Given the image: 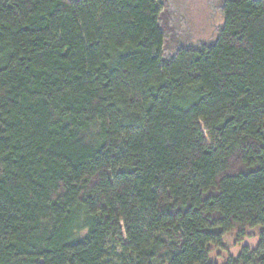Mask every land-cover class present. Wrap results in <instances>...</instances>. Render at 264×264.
Instances as JSON below:
<instances>
[{
  "label": "trees",
  "instance_id": "16d2710c",
  "mask_svg": "<svg viewBox=\"0 0 264 264\" xmlns=\"http://www.w3.org/2000/svg\"><path fill=\"white\" fill-rule=\"evenodd\" d=\"M167 6L0 0V264H218L264 227V0L165 60Z\"/></svg>",
  "mask_w": 264,
  "mask_h": 264
},
{
  "label": "rangeland",
  "instance_id": "374dc122",
  "mask_svg": "<svg viewBox=\"0 0 264 264\" xmlns=\"http://www.w3.org/2000/svg\"><path fill=\"white\" fill-rule=\"evenodd\" d=\"M167 1V13L160 19L165 37L162 49L165 60L172 58L180 47L203 49L216 41L224 24L225 0ZM263 230L264 227L255 226L246 228L243 234L236 230L226 233L220 244L210 246L209 259L224 264L230 257H237L245 246L254 250Z\"/></svg>",
  "mask_w": 264,
  "mask_h": 264
}]
</instances>
